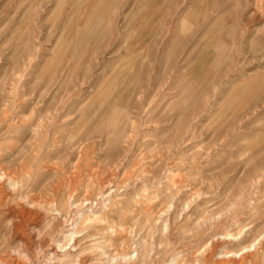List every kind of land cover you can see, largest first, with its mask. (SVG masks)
<instances>
[{
  "label": "rangeland",
  "instance_id": "374dc122",
  "mask_svg": "<svg viewBox=\"0 0 264 264\" xmlns=\"http://www.w3.org/2000/svg\"><path fill=\"white\" fill-rule=\"evenodd\" d=\"M85 4L0 0L3 264H264V0Z\"/></svg>",
  "mask_w": 264,
  "mask_h": 264
},
{
  "label": "bare ground",
  "instance_id": "6f19581e",
  "mask_svg": "<svg viewBox=\"0 0 264 264\" xmlns=\"http://www.w3.org/2000/svg\"><path fill=\"white\" fill-rule=\"evenodd\" d=\"M93 0H86V6L87 5H89L90 4V2H92ZM105 8V7H104ZM104 8H102V9H104ZM92 10H94V8L92 9ZM69 18H71V14H70V17ZM68 18V19H69ZM75 18V17H74ZM74 18H72V19H74ZM67 24V23H66ZM86 25H89L88 24V22L87 23H85V26ZM99 25V24H98ZM77 26V25H76ZM84 26V27H85ZM96 29H99L98 27L96 28ZM135 43L134 44H132V45H130V47L128 48V51L125 53V55L121 58V61L123 62L122 63V69H125V70H131L132 69V67L134 66V64H135V59H136V57L137 56H139V54H140V50L141 49H138V50H136V48H137V41H134ZM88 46V45H87ZM135 48V49H134ZM131 49V50H130ZM133 49H134V51H133ZM134 69V68H133ZM126 72V71H125ZM129 73V72H128ZM131 73V72H130ZM124 74V73H123ZM128 78V77H127ZM117 84V83H116ZM122 92V91H121ZM120 94V93H119ZM124 97V96H123ZM123 99L124 98H122L121 96L117 99V103H116V107H118L119 105H117L118 103H121L122 101H123ZM116 102V101H115ZM114 106V107H115ZM91 108H93V107H91ZM95 108V107H94ZM87 112V111H86ZM94 112V111H93ZM89 115V114H88ZM91 115V114H90ZM89 115V116H90ZM121 131V130H120ZM119 131V132H120ZM2 187V186H1ZM3 203V202H2ZM7 210H10L8 213H7V216L8 217H11L12 216V218H14V219H12V221H11V223L10 224H7L6 226H8V233H9V236L10 235H18V233H21V232H23V230H25V228L27 227V220L26 219H28V218H26L25 217V211L27 210H21L20 209V211L18 212V214H17V216H15L16 215V213L17 212H15V210H13V209H7ZM18 210V209H17ZM29 215V214H28ZM15 216V217H14ZM31 216V215H30ZM30 218V217H29ZM85 220H88V221H99V218L98 217H92V218H85ZM5 225V224H4ZM31 229V228H30ZM33 230V229H32ZM27 233V232H26ZM30 233V232H29ZM4 234V233H3ZM24 234V233H23ZM21 235V234H20ZM26 235V234H25ZM8 236V237H9ZM24 236V235H23ZM11 237V236H10ZM16 237V236H15ZM26 237V236H25ZM18 238V237H17ZM7 240V239H6ZM2 241V240H1ZM8 241V240H7ZM25 241V240H24ZM21 242V241H20ZM26 242H28V241H26ZM3 243V242H2ZM26 244V243H25ZM28 244V243H27ZM26 244V245H27ZM1 245V244H0ZM25 245V246H26ZM23 246V245H22ZM25 246H23V247H25ZM1 247V246H0ZM7 247H8V245H7ZM1 250H2V248H0ZM4 249V248H3ZM37 249V248H36ZM235 254V253H234ZM9 255V254H8ZM231 256V255H230ZM249 255L245 252H243V254L241 255V260H243V259H246V257H248ZM4 257H6V256H4ZM8 258L9 257H7V260H8ZM210 259H211V255H205V258L203 259V261L204 262H207V264H210ZM240 260V259H239ZM237 261V263L238 264H241V262L242 261ZM3 259L2 258H0V263H2L3 264ZM6 262V261H5ZM17 262V261H16ZM7 263V262H6ZM11 263V262H10ZM21 263V262H20ZM5 264V263H4ZM12 264V263H11ZM17 264V263H16Z\"/></svg>",
  "mask_w": 264,
  "mask_h": 264
}]
</instances>
